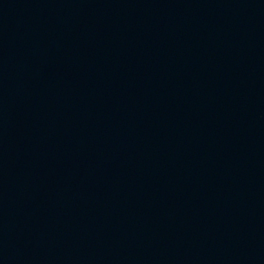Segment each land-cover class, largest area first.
<instances>
[{
  "label": "water",
  "instance_id": "obj_1",
  "mask_svg": "<svg viewBox=\"0 0 264 264\" xmlns=\"http://www.w3.org/2000/svg\"><path fill=\"white\" fill-rule=\"evenodd\" d=\"M0 264H264V0H0Z\"/></svg>",
  "mask_w": 264,
  "mask_h": 264
}]
</instances>
